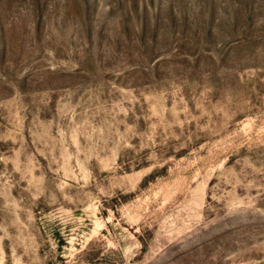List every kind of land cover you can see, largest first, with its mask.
Instances as JSON below:
<instances>
[{"label": "rangeland", "instance_id": "1", "mask_svg": "<svg viewBox=\"0 0 264 264\" xmlns=\"http://www.w3.org/2000/svg\"><path fill=\"white\" fill-rule=\"evenodd\" d=\"M0 264H264V0H0Z\"/></svg>", "mask_w": 264, "mask_h": 264}]
</instances>
